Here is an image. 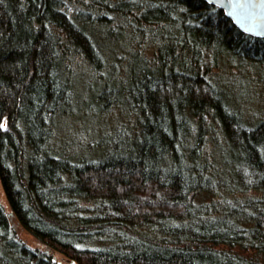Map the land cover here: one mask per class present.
<instances>
[{
    "label": "trees",
    "instance_id": "16d2710c",
    "mask_svg": "<svg viewBox=\"0 0 264 264\" xmlns=\"http://www.w3.org/2000/svg\"><path fill=\"white\" fill-rule=\"evenodd\" d=\"M107 44L125 78L99 97L136 128L59 155L70 56L98 69ZM221 55L264 61V38L205 0H0V264H264V119L213 79Z\"/></svg>",
    "mask_w": 264,
    "mask_h": 264
},
{
    "label": "rangeland",
    "instance_id": "374dc122",
    "mask_svg": "<svg viewBox=\"0 0 264 264\" xmlns=\"http://www.w3.org/2000/svg\"><path fill=\"white\" fill-rule=\"evenodd\" d=\"M122 24L126 31L127 26ZM139 38L137 35V39ZM102 49L107 58L98 69L77 57L70 56V61L66 62L71 70L70 106L55 121L48 144L59 155L76 160L84 156L90 157L109 147L103 145L115 139L116 135L126 133L130 137L136 128V119L122 101L115 103L112 99L99 97L105 87L114 86L115 91L120 87V80L125 78L124 58L127 57V53L112 44H107ZM145 54H150L149 49H146ZM211 75L222 85L228 101L240 111L247 123L255 124L264 119V61H247L241 57L221 55L214 64ZM122 97L124 99L126 95ZM0 200L8 209L1 185ZM12 223L17 235L28 245L48 250L47 246L22 229L17 222ZM50 253L60 264H69L72 260L59 251Z\"/></svg>",
    "mask_w": 264,
    "mask_h": 264
},
{
    "label": "water",
    "instance_id": "95a60500",
    "mask_svg": "<svg viewBox=\"0 0 264 264\" xmlns=\"http://www.w3.org/2000/svg\"><path fill=\"white\" fill-rule=\"evenodd\" d=\"M205 1L221 8L234 25L244 33L264 38V0ZM45 251L48 252V250ZM69 264L76 263L72 260Z\"/></svg>",
    "mask_w": 264,
    "mask_h": 264
}]
</instances>
